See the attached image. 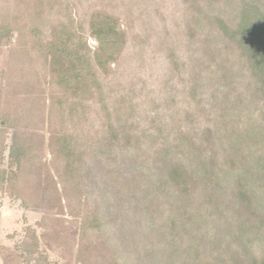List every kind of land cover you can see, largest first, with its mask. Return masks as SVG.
<instances>
[{"label":"trees","instance_id":"1","mask_svg":"<svg viewBox=\"0 0 264 264\" xmlns=\"http://www.w3.org/2000/svg\"><path fill=\"white\" fill-rule=\"evenodd\" d=\"M176 1L179 37L140 21L153 6L135 15L149 0L124 3L169 63L159 93L138 98L107 79L133 19L115 0L82 16L0 0V158L10 130L13 192L47 214L19 253L2 248L5 264L51 244L66 264H264V0ZM93 104L90 134L78 123Z\"/></svg>","mask_w":264,"mask_h":264},{"label":"rangeland","instance_id":"2","mask_svg":"<svg viewBox=\"0 0 264 264\" xmlns=\"http://www.w3.org/2000/svg\"><path fill=\"white\" fill-rule=\"evenodd\" d=\"M65 2L71 9L74 11L76 16H82L84 11L89 8H92L94 5H101L102 1L106 2L108 0H60ZM116 6L115 9L117 12L121 13V19L123 24H127L132 18V22L128 25L127 32L128 43L123 52L122 57L118 61L117 64L113 66V73L107 78L110 81V84L123 85L126 89L128 87H135L137 91V97H141L143 93L148 95H156L159 93L162 88L161 82L166 79L168 73V59L166 50L163 48L160 49L157 41L158 37L156 35H151L149 33L150 26L141 25L139 22V26H137L134 31V23L137 19V16L126 17L127 12L123 9H129L127 3L129 0H115ZM176 0H149L148 3L144 5H132L133 12L135 15L137 14L138 9L148 11L152 7L153 11H151V16L154 18V23L147 15H143L140 21L145 20L146 23L150 22L151 25L156 28H161L163 25L169 31L170 35L178 36V29L174 27V22L177 20V3ZM156 8L158 11L156 12ZM125 12V13H124ZM135 17V18H134ZM130 34L136 36L135 40L130 38ZM137 34V35H136ZM179 37V36H178ZM145 39L146 45L143 46V52H139L134 46L138 45ZM92 43V42H91ZM93 45V43L91 44ZM182 49L183 48H179ZM4 47L0 46V89L3 85L2 79V70H3V58H4ZM179 52L181 50H178ZM144 53V54H143ZM143 55V56H142ZM142 58V59H141ZM190 66V65H189ZM188 66V68H190ZM178 77V76H177ZM186 76L181 74V77L177 78L174 83L180 82L182 79H185ZM138 83H135L137 82ZM136 85H135V84ZM180 86L178 89L180 90ZM118 90V89H114ZM134 91V89H133ZM2 97H0V107L3 103ZM92 117L89 121L78 123V127H86V132L93 134L97 130V125L99 124V110L98 105L93 104L91 107ZM93 121L95 124H92ZM9 130V129H8ZM11 131H8V139L5 142L6 150L4 152V158H0V252L2 248L8 249L9 251H14L19 253V245L20 242L25 239L28 232L30 230H35L37 233L40 232V228L38 227V223H40L42 217L46 214L43 210H35L25 208L21 202V200L17 197V195L13 192V183L10 181V174L12 171H15V164L8 159V146L10 144V136ZM49 155L47 151L43 155V161H48ZM33 180V181H32ZM30 188L36 185V181H34V177L32 176L30 179ZM26 186V185H25ZM30 206H33L32 202L29 201ZM65 219H68L67 214L64 215ZM42 256V258H46V261L38 260V256ZM68 253L64 252L63 249L58 248L55 244H51V248L46 249L44 246L40 247L37 252L34 254V257L30 260H22L21 264H66L68 260ZM19 262H21L19 260ZM0 264H5L4 259L0 256ZM72 264L74 262L72 261Z\"/></svg>","mask_w":264,"mask_h":264}]
</instances>
